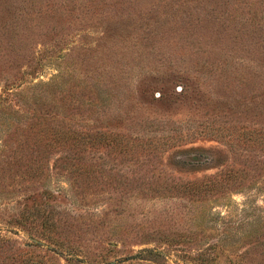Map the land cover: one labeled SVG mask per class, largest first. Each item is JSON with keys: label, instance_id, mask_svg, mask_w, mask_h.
Returning a JSON list of instances; mask_svg holds the SVG:
<instances>
[{"label": "rangeland", "instance_id": "374dc122", "mask_svg": "<svg viewBox=\"0 0 264 264\" xmlns=\"http://www.w3.org/2000/svg\"><path fill=\"white\" fill-rule=\"evenodd\" d=\"M0 96V237L29 264H200L182 253L210 247L264 264V0H0ZM47 110L52 132L101 142L57 145L68 158L24 184L20 142ZM27 187L97 218L76 263L5 222Z\"/></svg>", "mask_w": 264, "mask_h": 264}, {"label": "trees", "instance_id": "16d2710c", "mask_svg": "<svg viewBox=\"0 0 264 264\" xmlns=\"http://www.w3.org/2000/svg\"><path fill=\"white\" fill-rule=\"evenodd\" d=\"M18 86L17 88H19ZM8 89L9 88L7 87L5 88V93L9 92ZM14 94L12 93L11 95ZM7 99L8 98L4 96H0L1 102H8V105H12L13 99H8V101ZM46 105L49 106V103H47ZM43 116L44 117L42 118H38L39 121L36 125L31 124V126L26 130L28 134L33 132V138L26 135L23 139H21L20 142L19 150H21L22 153V161L20 163V167L22 168L24 184H35L38 180L41 179V177L46 176L45 172L48 171V175L50 174V168L52 170V166L54 168L56 167V164L60 163V161L68 158L62 156L52 158L50 156L51 151L57 145H60L61 148L69 145L81 153L85 149L86 143L96 144L98 140L97 137L93 136L89 137L90 140L86 139L87 136H85L82 131L74 130L68 132L65 131V129L61 128L60 130H55L52 132L51 125H49L48 123V116L50 117L49 110H47V112ZM37 132H39L40 136L34 137L35 134L37 135ZM40 145L42 146L41 150L39 149ZM53 157L56 156L53 155ZM73 158L79 161L67 163L68 165H60V167L70 169L66 166H72L80 169L84 166V164L81 163L82 161H80V159L82 160L81 155ZM58 197L59 196L53 194V191L46 188L40 190L30 189L27 187L25 188V191H23V203H21L22 207L20 206L18 213L12 215V218L6 220L5 222L7 224H14L19 228L30 231V233L34 232L35 235L31 234L32 236H36L47 242L49 246V248L47 249L48 251L58 253L60 254V256H63L64 253H66V255L69 256V259H65L67 261L76 263V261H78L77 258L81 250H79L78 247H75L76 245L73 243V237L76 235H79V237H81L82 231H89L94 228V224L97 218L92 219L88 223L87 221L81 223L78 219L84 218L83 215L82 217L76 218L72 214L66 215L61 211H56V209H54V206L49 202L56 201ZM28 201H32L31 207L28 206ZM195 203H198V201ZM100 223H102V221ZM119 238L120 237H118L117 239ZM168 240L170 239H166V241ZM0 243L7 245L5 256L2 259V264H29V261H25L23 259V256L21 255V251H23V249H21L20 247L15 248L12 244L11 239L0 237ZM35 245L42 246L39 243H36ZM211 249H213L214 254L212 253ZM227 251L230 254L235 253L231 252L230 249H227ZM148 253L154 254L157 257H161L160 252L156 253L155 250H150ZM246 253H248V250L245 253H242L240 256L243 260L246 256ZM137 257L138 256L127 257L123 260L120 259V262L122 263L134 260ZM218 257L219 254L215 251L214 247H210V249H207L206 251L204 249L201 251L199 250L196 256H192L191 253L187 252H183L181 255V258H183L184 260L197 261L200 264H219L217 261ZM231 264L239 263L231 262Z\"/></svg>", "mask_w": 264, "mask_h": 264}, {"label": "water", "instance_id": "95a60500", "mask_svg": "<svg viewBox=\"0 0 264 264\" xmlns=\"http://www.w3.org/2000/svg\"><path fill=\"white\" fill-rule=\"evenodd\" d=\"M111 264H115V262L111 263Z\"/></svg>", "mask_w": 264, "mask_h": 264}]
</instances>
